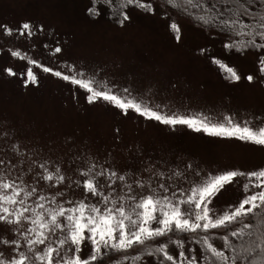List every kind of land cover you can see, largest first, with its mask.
<instances>
[{"label":"snow or ice","instance_id":"snow-or-ice-1","mask_svg":"<svg viewBox=\"0 0 264 264\" xmlns=\"http://www.w3.org/2000/svg\"><path fill=\"white\" fill-rule=\"evenodd\" d=\"M83 13L90 22L119 28L134 15L156 18L178 45L191 29L205 39L194 54L214 66L226 86L244 81L264 89V0H87ZM47 27L28 19L16 27L0 23V35L41 40ZM66 46L59 39L42 42L65 71L20 49H0L26 62L22 69L0 64V80L30 89L40 83L38 69L71 85L77 99L82 92L87 105L103 102L122 119L134 115L171 132L187 128L264 153V111L215 119L165 111L144 103L146 94L131 85L97 87L103 70L66 63ZM233 59L250 67L240 71ZM121 139L116 126L113 140ZM109 155L77 151L65 164L0 123V264H264V164L205 171L179 154L147 156L136 145L123 167ZM233 184L241 198L218 208L216 199ZM76 190L79 198L72 195Z\"/></svg>","mask_w":264,"mask_h":264},{"label":"rangeland","instance_id":"rangeland-1","mask_svg":"<svg viewBox=\"0 0 264 264\" xmlns=\"http://www.w3.org/2000/svg\"><path fill=\"white\" fill-rule=\"evenodd\" d=\"M86 3L87 0H0V23L16 27L28 19L48 26L41 40L0 35V49H20L22 54L26 52L47 66L65 71L61 60L42 48V42L59 39L67 45L63 61L103 70L96 79L97 87H106L111 81L119 86L131 85L146 94L141 97L143 102L153 107L204 113L213 119L220 114L244 117L245 113L264 111V89L244 81L226 86L218 70L194 54L197 46L205 43L199 33L185 28L183 42L178 45L156 18L134 15L126 28L104 20L93 23L84 16ZM48 32L54 35L49 37ZM229 62L240 71L250 67L249 61L243 59ZM25 63L0 51V64L22 69ZM34 71L40 83L30 89L15 81L0 80V123L9 125L30 148L42 149L44 155L55 160L67 164L69 154L91 151L101 158L108 153L109 159L115 157L123 167L131 162L127 159L128 148L136 145L147 156L168 158L179 154L205 171L250 170L264 164V153L236 142L221 141L187 128L171 132L134 115L122 119L103 102L89 106L83 93H78L77 99L67 82L38 69ZM149 89L151 98L147 95ZM116 126L121 129L119 141L113 140ZM242 181L239 178L238 184ZM238 184L216 199L218 208L241 198ZM41 187L49 190L47 185ZM72 195L79 198V190Z\"/></svg>","mask_w":264,"mask_h":264},{"label":"trees","instance_id":"trees-1","mask_svg":"<svg viewBox=\"0 0 264 264\" xmlns=\"http://www.w3.org/2000/svg\"><path fill=\"white\" fill-rule=\"evenodd\" d=\"M112 255H115V254H112Z\"/></svg>","mask_w":264,"mask_h":264}]
</instances>
